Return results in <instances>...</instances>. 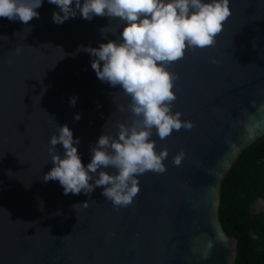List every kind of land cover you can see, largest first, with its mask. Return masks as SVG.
Wrapping results in <instances>:
<instances>
[{
  "label": "water",
  "instance_id": "water-1",
  "mask_svg": "<svg viewBox=\"0 0 264 264\" xmlns=\"http://www.w3.org/2000/svg\"><path fill=\"white\" fill-rule=\"evenodd\" d=\"M229 7L214 44L186 47L166 66L176 74L172 110L193 126L163 140L153 130L166 170L138 176L137 194L119 208L102 186L65 195L43 175L57 124L80 138L87 164L102 132L115 136L131 122L130 97L97 79L79 47L115 39L120 21L77 14L57 24L48 0L27 25L0 17V264H236L238 239L219 210L227 173L264 136V0Z\"/></svg>",
  "mask_w": 264,
  "mask_h": 264
},
{
  "label": "clouds",
  "instance_id": "clouds-1",
  "mask_svg": "<svg viewBox=\"0 0 264 264\" xmlns=\"http://www.w3.org/2000/svg\"><path fill=\"white\" fill-rule=\"evenodd\" d=\"M43 0H0V17L27 25L39 17ZM56 6L54 23L75 17L91 20L106 16L120 21L115 39L98 46H79L90 54L91 68L97 79L119 86L128 97L130 123L116 125L115 136L102 132L90 146L91 159L84 164L77 150L79 137L67 124H57L49 139L52 167L43 175L45 182L56 180L63 193L90 195L102 186V195L114 207L131 204L138 192V176L147 171L163 173L166 150L157 151L152 140H163L173 131L191 129L190 120H182L172 110L176 98L173 81L176 74L166 67L180 59L186 47L204 48L215 43L223 23L230 16L229 0H48ZM106 26L100 29L106 37ZM215 63V60H213ZM76 97L69 99L74 106ZM74 120L80 119L76 113ZM60 145L62 152L57 150ZM183 151L173 157L179 166ZM112 169V170H109ZM87 201V200H86ZM86 201L81 202L83 206ZM75 205L73 207L75 208ZM255 238V237H253Z\"/></svg>",
  "mask_w": 264,
  "mask_h": 264
},
{
  "label": "trees",
  "instance_id": "trees-1",
  "mask_svg": "<svg viewBox=\"0 0 264 264\" xmlns=\"http://www.w3.org/2000/svg\"><path fill=\"white\" fill-rule=\"evenodd\" d=\"M264 136L246 148L223 180L219 216L227 234L238 239L236 264H264ZM255 237V238H253Z\"/></svg>",
  "mask_w": 264,
  "mask_h": 264
},
{
  "label": "rangeland",
  "instance_id": "rangeland-1",
  "mask_svg": "<svg viewBox=\"0 0 264 264\" xmlns=\"http://www.w3.org/2000/svg\"><path fill=\"white\" fill-rule=\"evenodd\" d=\"M254 212L264 210V201L258 200L252 207Z\"/></svg>",
  "mask_w": 264,
  "mask_h": 264
}]
</instances>
